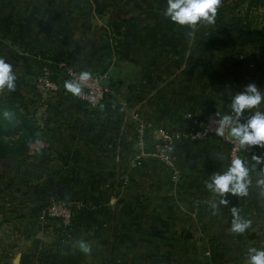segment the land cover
Instances as JSON below:
<instances>
[{"label":"crops","instance_id":"obj_1","mask_svg":"<svg viewBox=\"0 0 264 264\" xmlns=\"http://www.w3.org/2000/svg\"><path fill=\"white\" fill-rule=\"evenodd\" d=\"M70 1L0 0V44H10L12 38L16 45L29 46L15 52L20 73L25 65H18L23 62L18 57L27 53V83L35 85L40 77V63L30 52L35 50L83 70L109 63L119 86L94 108L62 88H37L42 99L36 100V112L44 114L36 117L40 130L27 151L30 158L17 166L32 174V190L22 181V198L26 194L43 204L62 198L72 204L75 217L60 235L58 221L40 209L7 211L0 226L8 222L15 230H0L4 260L14 253V264L20 252V264H230L243 236L231 231L232 209L241 221L244 210L256 208V194L264 188V143L256 145L257 153L241 152L247 194H220L213 178L230 168L229 143L215 136L178 141L173 154L181 177L175 180L171 169L153 158L132 164V114L146 123L149 146L162 128L185 127L189 113L228 116L237 95L254 94L234 65L243 62L238 35L223 41L210 33L195 35L199 30L193 25L171 19L169 5L121 10L117 0L76 8ZM131 16L136 18L117 49L104 48L114 22ZM255 77L252 87L262 100L241 111L242 126L257 112L264 115V70ZM122 99L129 101L127 111L119 108ZM238 256L243 264L244 253Z\"/></svg>","mask_w":264,"mask_h":264},{"label":"rangeland","instance_id":"obj_2","mask_svg":"<svg viewBox=\"0 0 264 264\" xmlns=\"http://www.w3.org/2000/svg\"><path fill=\"white\" fill-rule=\"evenodd\" d=\"M103 0H71V4L74 5L73 7L76 8L82 6H90V5H97ZM116 3L121 6V10L123 7L126 8V6L130 5H150V4H156V5H169L168 0H117ZM254 3V2H253ZM250 8L251 14L255 19H258L259 21H264V5H260L258 3L250 4L249 0H220V4L217 6L215 16L209 21L205 18H200L195 24H190V26H194L195 29H198L199 31L195 35H199L200 37H204L208 35L209 33L214 36V38L218 41H223L227 38H235L240 30V27L242 25L240 18L245 14V11L247 8ZM242 15V16H241ZM209 16L211 17L212 14L209 13ZM10 35V34H8ZM186 35L190 36L192 35V32L187 31ZM12 37V35H10ZM8 40L10 41V44L2 45L0 44V60H3L5 64L10 66V72L9 75L13 78L12 79V85H14L16 82H18V78L21 79L20 83H23V86H20V90L25 94V97L27 98L28 102L31 104L30 106V112L33 118V121L35 123L36 117L44 114L43 111L36 112L38 109V101L41 102V95L38 94L39 91H37V88L43 89V86L40 82V80L35 83L37 84V87L32 83H27L26 80V69L28 68V61L27 57L23 58V55H26L27 53L22 52L21 56L19 55V59L21 58L23 62L17 61L18 65L21 63H24L25 65V71L23 73H20V70L16 68V60H17V49L20 51V49H23V47L29 46H23V44L16 45L14 44V39L10 38ZM8 40H5L9 42ZM62 46V45H61ZM66 48L69 47V45L64 46ZM28 48H26V51L28 52ZM34 49V48H32ZM30 52L36 54L35 50H30ZM45 54V53H44ZM41 57L39 52L36 54V58ZM245 62V57L243 60V63ZM42 67L39 72V76L41 75ZM22 75H17V74ZM35 86V87H34ZM65 86V83L64 85ZM6 88L9 90L8 84L5 83L1 90H4ZM46 96V94H44ZM36 100H38L36 102ZM33 104V105H32ZM43 110V109H41ZM8 137H17L16 134H12ZM17 160L15 165L11 166L8 169H4V166L2 164V161L0 162V220L1 218L6 219V215H8L7 211L13 210V208L19 206L23 209L30 208L29 211L32 213H37L38 210H42L44 215L45 209L47 208L49 202L47 204L41 203H34L33 198L30 197L29 199L26 198L27 195L25 194V199L23 200L22 196V181H25L26 189H31L32 183H30L31 180L28 181V178L32 177L31 173H28L27 171H23L21 169H18L17 166ZM27 163V162H26ZM25 163V166H28L31 164L29 162L28 164ZM20 165H24L23 161L19 163ZM257 201H255L254 207L255 210H244V215L242 218L248 217L249 220L243 219V221H251L250 226L243 232V236L240 240L236 241V246L238 248V253L232 254L230 258V264H240L239 259H237L240 252L244 253L245 260L247 258V261L244 260L243 264H250L251 257L256 255L257 252L264 251V188H262L260 191L257 192ZM3 224V222L1 223ZM34 228L37 229L36 224H34ZM0 230L4 232H8L10 230H15V225L10 224L8 222H4L2 225V228L0 226ZM253 249L255 251H253ZM14 257V253L11 255V260H8L9 264L12 263V258ZM4 254L0 253V261H5ZM242 264V263H241Z\"/></svg>","mask_w":264,"mask_h":264},{"label":"built area","instance_id":"obj_3","mask_svg":"<svg viewBox=\"0 0 264 264\" xmlns=\"http://www.w3.org/2000/svg\"><path fill=\"white\" fill-rule=\"evenodd\" d=\"M40 58V57H39ZM47 64L42 66L39 80L42 86L50 91L60 90L64 87L66 81L79 84L81 92L74 95L76 98L86 101L89 106L95 107L99 105L108 93L112 91L111 86H105L100 83V79L107 77V74L89 73L87 80H81V69L75 67L65 59H46ZM57 75V79L52 75ZM122 111L129 109V101L122 99L119 105ZM136 123V145L135 154L132 158L133 165L143 164L147 158H153L172 171V177L179 180L181 171L179 170L173 149L175 144L182 139L203 140L210 136H215L220 140L229 143V161L230 166L234 159H241V152L245 150L251 153H257L258 147L250 144H240V138L232 137L229 131L234 126H242V114L239 115L232 110L228 116L218 115L215 112H207L201 115L188 114V124L178 130L162 128L160 137L153 142L151 146L148 144L147 125L138 113L132 114ZM225 117L228 119L226 120ZM222 132V134H220ZM45 213L49 218H60L65 226L73 221V206L62 198H56L49 202Z\"/></svg>","mask_w":264,"mask_h":264},{"label":"trees","instance_id":"obj_4","mask_svg":"<svg viewBox=\"0 0 264 264\" xmlns=\"http://www.w3.org/2000/svg\"><path fill=\"white\" fill-rule=\"evenodd\" d=\"M249 2L250 4L258 3L260 5H264V0H249ZM250 8L248 7L245 11V14L243 16L241 15L242 17L240 18V21L242 25L238 33L237 43L238 47L241 48L243 60L245 57V62L239 63L235 61L234 65L239 75L248 83L250 87H252L254 81L256 80V72L264 70V21L255 19L251 14ZM135 18L136 16H131L129 18L115 21L111 32L104 38L103 47L106 49L116 50L119 42L122 41L126 36L128 25ZM39 54L41 57L37 59L41 67L47 64L46 59L48 58L53 60L62 59L49 54H44L42 52H39ZM74 66L77 67L76 65ZM108 66L109 63H105L100 67V69L96 71L83 70L79 67L77 68L84 72L107 74V77L112 79L111 88L115 89L117 86H119V84L117 83L113 73L109 70ZM52 77L57 79V75L55 74H53ZM20 86L21 83L18 78V82H16L12 88L9 90L4 88V90L0 91V162L8 155H14L17 162L19 163L29 159L30 155L27 154V151L31 149L40 130L39 128L35 127V123L32 118L34 113L31 114L30 112L29 105L31 103L28 102L25 94L20 90ZM62 89L66 94L72 95V93L66 90L65 86L62 87ZM78 100H80L82 103L84 102L88 104L84 100ZM99 105L95 107H98ZM12 134H16L17 137H8ZM19 163H17V166L20 165ZM74 213L75 212L73 209V218L75 217ZM54 219L58 221L57 228L60 235H65L72 223L65 226L60 218ZM0 264L9 263L6 261H0Z\"/></svg>","mask_w":264,"mask_h":264},{"label":"clouds","instance_id":"obj_5","mask_svg":"<svg viewBox=\"0 0 264 264\" xmlns=\"http://www.w3.org/2000/svg\"><path fill=\"white\" fill-rule=\"evenodd\" d=\"M168 11L167 14L171 16V19L179 24H195L200 18H205L211 21L215 16L217 6L220 4V0H168ZM209 13L212 16H209ZM10 66L5 64L3 60H0V88L5 83L8 84L9 88H12V77L9 75ZM89 73H81V80H87ZM65 88L68 92L73 95H79L81 87L79 84L74 82H65ZM249 92L254 93L253 95L240 94L234 98L232 105L233 110L239 115L244 109H252L257 107L262 100V97L256 93L254 87L249 88ZM227 120L228 118L225 117ZM251 129V132H249ZM222 134V132L220 133ZM232 135L240 138V144L245 143L250 145H261L264 143V115L257 112L256 115L251 118L247 126H241L232 129ZM247 169L244 167L243 161L239 158L234 159L229 170L223 175H216L213 178L215 185V191L223 194L227 192L238 193L240 195L247 194V185L244 182L247 176ZM231 185V187H230ZM212 187V185H208ZM226 203V201H224ZM233 226L231 231L236 233H243L251 224V221L241 222L237 215V210L232 209ZM87 251V249H85ZM253 251H255L253 249ZM250 264H264V251L257 252L256 255L251 257Z\"/></svg>","mask_w":264,"mask_h":264},{"label":"water","instance_id":"obj_6","mask_svg":"<svg viewBox=\"0 0 264 264\" xmlns=\"http://www.w3.org/2000/svg\"><path fill=\"white\" fill-rule=\"evenodd\" d=\"M100 83L102 85H105V86H111L112 85V79L108 78V77H103L100 79ZM237 127H241V126H234L230 129V131H229L230 136L234 137L232 135V129L237 128ZM15 163H16V158L14 155H8L7 157H5L2 160V164L4 166V169L10 168L11 166L15 165ZM20 258H21V253L19 252V253H17V255L14 258V261H13L14 264H20Z\"/></svg>","mask_w":264,"mask_h":264}]
</instances>
